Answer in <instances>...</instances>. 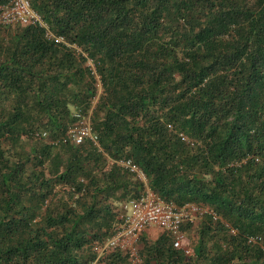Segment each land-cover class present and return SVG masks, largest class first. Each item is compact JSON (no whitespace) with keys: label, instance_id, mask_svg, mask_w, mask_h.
I'll list each match as a JSON object with an SVG mask.
<instances>
[{"label":"trees","instance_id":"obj_1","mask_svg":"<svg viewBox=\"0 0 264 264\" xmlns=\"http://www.w3.org/2000/svg\"><path fill=\"white\" fill-rule=\"evenodd\" d=\"M29 2L64 43L0 28V264H264V0ZM94 73L102 151L65 140ZM108 158L216 215L182 225L191 255L165 232L97 255L142 189Z\"/></svg>","mask_w":264,"mask_h":264},{"label":"built area","instance_id":"obj_2","mask_svg":"<svg viewBox=\"0 0 264 264\" xmlns=\"http://www.w3.org/2000/svg\"><path fill=\"white\" fill-rule=\"evenodd\" d=\"M14 25L42 27L46 30V38L54 40L57 43H64L62 37H56L48 30L40 17L31 8L29 0H10L7 4L0 5V28ZM88 66L92 67L90 62H88ZM92 70L94 69L92 68ZM94 76L96 79V93L91 100L92 108L96 105L102 93L99 77L96 76V73H94ZM90 111L88 113L79 111L74 113L73 118L75 121L69 127L65 140L70 141L75 146L88 141L98 151H102L98 137L92 131ZM107 164H115L128 171V173L138 180L142 189L136 198L129 199L121 204V214L118 217V222L114 224L113 235L104 240L100 245H93V249L97 255L102 256L115 249H119L130 252L132 256L137 258V243L152 228H157L167 233L171 237L174 248L183 250L186 255H191L192 251L187 244L184 234L180 231L182 224L192 222L203 214H209L216 220V215L208 208L195 204L177 208L173 204L162 201L149 188L144 174L130 160L115 161L108 158ZM230 233L235 234L236 231L230 228ZM261 240V237L257 236L250 238L249 242L256 244L260 243ZM262 249L264 250L263 246Z\"/></svg>","mask_w":264,"mask_h":264},{"label":"rangeland","instance_id":"obj_3","mask_svg":"<svg viewBox=\"0 0 264 264\" xmlns=\"http://www.w3.org/2000/svg\"><path fill=\"white\" fill-rule=\"evenodd\" d=\"M119 211H120V207H119ZM151 230V229H150ZM150 230L146 233V236L148 237L149 240H154L158 237V235L160 234V232L158 230H155L154 232H150ZM140 243H137V249L140 248Z\"/></svg>","mask_w":264,"mask_h":264},{"label":"clouds","instance_id":"obj_4","mask_svg":"<svg viewBox=\"0 0 264 264\" xmlns=\"http://www.w3.org/2000/svg\"><path fill=\"white\" fill-rule=\"evenodd\" d=\"M94 108V107H93ZM92 107H91V102H90V110H92L93 109ZM89 110V111H90ZM76 112H78V111H76ZM80 112V111H79ZM83 144V143H82ZM167 203V202H166ZM121 204H123V202L122 203H120L119 204V207L121 206ZM171 204V203H170ZM119 207H118V209H119ZM121 214V207H120V211H119V215ZM119 217V216H118ZM116 223H117V221H116ZM115 223V224H116ZM185 223H187V222H185ZM185 223H183L182 225H184ZM182 227V226H181ZM152 229H157V228H152ZM229 229V231H230V228H228ZM160 233H163L161 230H159V229H157ZM180 231H181V228H180ZM182 232V231H181ZM183 233V232H182ZM184 234V233H183ZM184 236H185V234H184ZM186 239V238H185Z\"/></svg>","mask_w":264,"mask_h":264},{"label":"crops","instance_id":"obj_5","mask_svg":"<svg viewBox=\"0 0 264 264\" xmlns=\"http://www.w3.org/2000/svg\"><path fill=\"white\" fill-rule=\"evenodd\" d=\"M155 230H157V229H151L150 232H154Z\"/></svg>","mask_w":264,"mask_h":264}]
</instances>
